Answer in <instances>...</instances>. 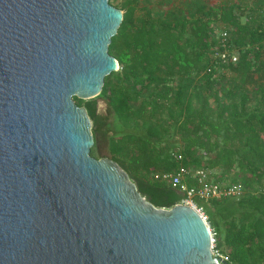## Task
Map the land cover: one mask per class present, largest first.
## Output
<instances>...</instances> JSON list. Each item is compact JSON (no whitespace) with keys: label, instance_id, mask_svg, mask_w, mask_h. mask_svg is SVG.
<instances>
[{"label":"water","instance_id":"water-1","mask_svg":"<svg viewBox=\"0 0 264 264\" xmlns=\"http://www.w3.org/2000/svg\"><path fill=\"white\" fill-rule=\"evenodd\" d=\"M109 0H0V264H220L200 214L153 206L90 155L97 97L118 71Z\"/></svg>","mask_w":264,"mask_h":264},{"label":"trees","instance_id":"trees-1","mask_svg":"<svg viewBox=\"0 0 264 264\" xmlns=\"http://www.w3.org/2000/svg\"><path fill=\"white\" fill-rule=\"evenodd\" d=\"M143 1L122 3L123 20L108 47L118 71L104 78L94 99L73 98L92 121L90 155L98 157L97 136L111 129L106 158L161 209L183 196L154 176L181 166L209 171L219 185H240L239 196L195 203L208 217L214 248L227 258L222 264H264V0L243 10L167 0L162 11ZM222 32L235 63L213 57L222 50ZM98 100L108 115L98 111ZM225 212L229 217H219Z\"/></svg>","mask_w":264,"mask_h":264},{"label":"built area","instance_id":"built-area-1","mask_svg":"<svg viewBox=\"0 0 264 264\" xmlns=\"http://www.w3.org/2000/svg\"><path fill=\"white\" fill-rule=\"evenodd\" d=\"M221 47L222 50H216L213 54L214 59H216L219 64L227 65L229 63L237 62L238 58L235 52L229 51L226 47L227 33H221ZM218 64V65H219ZM220 71L225 69L221 67ZM172 157L180 162L182 160L181 154L178 152H173ZM155 179L165 181L172 188L177 189L182 194V199L177 205H186L197 211L202 217L203 221L208 225V217L201 207L195 203V199L209 200L218 199L222 197H235L239 196L242 192V187L240 185H228L217 184L209 176V171L204 169L191 170L184 167H180L179 171L176 173H164L155 174ZM188 179L195 180L196 183L193 186L188 184ZM212 238V255L213 257L219 259L220 264L227 260V258L222 255L219 251L214 248L215 239L214 233L211 232Z\"/></svg>","mask_w":264,"mask_h":264},{"label":"rangeland","instance_id":"rangeland-1","mask_svg":"<svg viewBox=\"0 0 264 264\" xmlns=\"http://www.w3.org/2000/svg\"><path fill=\"white\" fill-rule=\"evenodd\" d=\"M124 0H109L110 5L113 7H116L120 10H122V3ZM147 3L150 8H152L155 11H162L166 9L167 5L166 1L167 0H147ZM171 1V6H184L188 4L187 2L190 0H168ZM258 0H198V2H202L206 5H210L212 7H221V5L228 4V3H235L241 10L243 9H248L251 6L255 5V3ZM144 3L143 0H139V5L141 6ZM124 13V10H122ZM98 111L104 115H108V106L105 101L103 100H98ZM112 133L111 129H105L102 134H99L97 136V151H98V157L99 158H106L107 157V142H108V137ZM212 207V205H211ZM214 210L215 208L212 207ZM230 213L232 211L229 210ZM229 212L219 213V217H226V215L229 214ZM228 213V214H227ZM229 217V215L227 216ZM211 229V228H210ZM212 230V229H211ZM212 232V231H211ZM214 233V232H212Z\"/></svg>","mask_w":264,"mask_h":264}]
</instances>
